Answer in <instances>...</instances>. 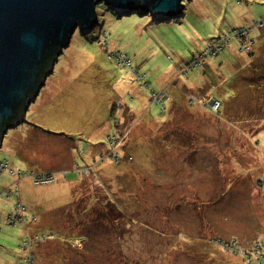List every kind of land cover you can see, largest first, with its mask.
<instances>
[{
  "label": "rangeland",
  "instance_id": "1",
  "mask_svg": "<svg viewBox=\"0 0 264 264\" xmlns=\"http://www.w3.org/2000/svg\"><path fill=\"white\" fill-rule=\"evenodd\" d=\"M182 3L160 20L99 2L71 34L3 134L0 264H264V0Z\"/></svg>",
  "mask_w": 264,
  "mask_h": 264
},
{
  "label": "water",
  "instance_id": "2",
  "mask_svg": "<svg viewBox=\"0 0 264 264\" xmlns=\"http://www.w3.org/2000/svg\"><path fill=\"white\" fill-rule=\"evenodd\" d=\"M183 1L0 0V147L3 134L25 120L19 110L39 94L47 64L77 28L86 34L98 24L97 3L119 14L136 11L165 20L183 11Z\"/></svg>",
  "mask_w": 264,
  "mask_h": 264
},
{
  "label": "built area",
  "instance_id": "3",
  "mask_svg": "<svg viewBox=\"0 0 264 264\" xmlns=\"http://www.w3.org/2000/svg\"><path fill=\"white\" fill-rule=\"evenodd\" d=\"M263 23H264V19H262V18H261L260 20L256 21V24H257L258 26L263 25ZM233 32H235V34H237V35L244 36V35L246 34L247 30H245V29H244V30H243V29L240 30V29H239V30H235V31H233ZM232 36H233V35H232ZM104 39L106 40L107 37L104 36ZM236 39L241 40V38H236ZM221 45H222V44H212V45L210 46V48L206 50V51H207L206 54H210V55L213 54V55H215L216 52H219V50L221 49V47H220ZM206 54H205V55H206ZM118 59H119V61H120L121 59H124V60H125V63H126L127 65H129V63H130V61H129L128 59H125L122 55H119V56H118ZM193 100L198 101V100L196 99V97H192V100H191V101H193ZM203 103H205V101L202 99L201 104L203 105ZM220 105H221V101H220L219 99H217V98H213V100H211L210 102H208L206 106L209 107L210 110L214 113V112H218V110L220 109ZM6 164H7V163H6ZM3 167H5V163L0 162V172H1V170L3 169ZM9 170H10L13 174L15 173V172H14L15 170H13V169H9ZM18 172H19V175H20V176H22V177L25 176V173H23L21 170H18ZM32 178H33V181H34L36 184H37V183H40V184H41V183H46V184H48V183H51V182L54 181V173H53V172H48V173H37V174H33V175H32ZM16 206H17V208H18V207H20V204L17 203ZM21 208L24 209V206H21ZM22 220H23V217H21L20 211L16 209V212H14L13 214H10V215L8 216V218H7V223L15 225L17 221H22ZM23 239H24V245H25V248L29 249L33 243H37V242H40V240H45V239H48V238L46 237V238L44 239V238L38 237V236H36V235H35V236L28 235V237L23 238ZM243 251H244V250H243ZM253 255H254V254L251 255V257H250L251 259L249 258V264H257L256 261L258 260V255L256 254V255L254 256V258H253ZM34 263H35V261H34V255H33V253L30 254L29 257H26V258H25V264H34Z\"/></svg>",
  "mask_w": 264,
  "mask_h": 264
},
{
  "label": "trees",
  "instance_id": "4",
  "mask_svg": "<svg viewBox=\"0 0 264 264\" xmlns=\"http://www.w3.org/2000/svg\"><path fill=\"white\" fill-rule=\"evenodd\" d=\"M138 13H140V12H138ZM251 53H252V52H251ZM55 61H56V58H53V59L49 62V64H47V67L45 68V72H44V75H43V77H42V80L45 81L46 77L49 75L48 72L51 73L50 71H51V68L54 66ZM44 81L41 82V85H40L38 91L40 90V88H42V87L44 86V84H45ZM30 97H33V94H32ZM225 109H226V107L223 105V103H222V101H221L220 109L218 110V112H214V113H211V114H213V115H214V114L219 115L220 113L223 112V114L225 115ZM25 111H26V108H24V106H23V108H21V109L19 110V112H20L21 115H24ZM1 138H2V136H1ZM252 254H254V253L251 252V253L249 254V256H251ZM248 260H249V257H248Z\"/></svg>",
  "mask_w": 264,
  "mask_h": 264
},
{
  "label": "crops",
  "instance_id": "5",
  "mask_svg": "<svg viewBox=\"0 0 264 264\" xmlns=\"http://www.w3.org/2000/svg\"><path fill=\"white\" fill-rule=\"evenodd\" d=\"M142 14H144V13H142ZM142 14H141V15H142ZM154 17H155V16H154ZM155 18H157V17H155ZM157 19H159V18H157ZM160 20H161V19H160ZM179 85L181 86V85H183V84L181 83V84H179ZM181 87H182V86H181ZM39 93H40V92H39ZM182 93H183V92H182ZM206 94H210V93H205V95H206ZM202 96H203V94L200 95V97H202ZM183 97H185L184 93H183ZM35 99H36V97H35ZM35 99H34V100H35ZM34 100H33V101H34ZM30 105H31V104H30ZM30 105H29V106H30ZM200 108H201V107H200ZM201 109H202V110H201L200 112H192V113H190L189 115L191 116V118H195V116H194L195 114H197L198 117H203V116L205 115V113H206L207 110H205L204 108H201ZM21 124H22V123H21ZM19 125H20V124H19ZM16 126H17V125H16ZM189 130H190V129H189ZM192 130H193V129H192ZM2 142H3V141H2ZM14 150H16V151L19 153V149H18L17 147L14 148ZM14 152H15V151H14ZM19 154H20V153H19ZM20 156L23 157V154H20ZM19 160H21V159H19ZM258 163H259V162H258ZM262 166H264V163L262 164ZM52 167H53V166H52ZM48 168H50V167H48ZM48 168H47V169H48ZM263 168H264V167H262V171H263ZM37 170H38V171H44V170H43V167H38ZM45 170H46V169H45ZM263 173H264V171H263ZM263 175H264V174H263ZM263 175H262V176H263ZM19 182H20V181L18 180V183H19Z\"/></svg>",
  "mask_w": 264,
  "mask_h": 264
}]
</instances>
